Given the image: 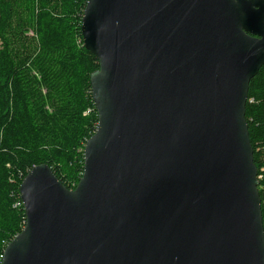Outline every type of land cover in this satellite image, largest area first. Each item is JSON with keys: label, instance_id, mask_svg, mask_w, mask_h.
<instances>
[{"label": "water", "instance_id": "95a60500", "mask_svg": "<svg viewBox=\"0 0 264 264\" xmlns=\"http://www.w3.org/2000/svg\"><path fill=\"white\" fill-rule=\"evenodd\" d=\"M81 32L99 62L83 176L29 171L1 264H264L246 119L264 0H87Z\"/></svg>", "mask_w": 264, "mask_h": 264}, {"label": "trees", "instance_id": "16d2710c", "mask_svg": "<svg viewBox=\"0 0 264 264\" xmlns=\"http://www.w3.org/2000/svg\"><path fill=\"white\" fill-rule=\"evenodd\" d=\"M86 4L0 0V264L25 227L20 185L29 171L47 164L66 187L84 173L98 126L90 77L99 69L82 37ZM246 119L264 221V66L250 83Z\"/></svg>", "mask_w": 264, "mask_h": 264}, {"label": "rangeland", "instance_id": "374dc122", "mask_svg": "<svg viewBox=\"0 0 264 264\" xmlns=\"http://www.w3.org/2000/svg\"><path fill=\"white\" fill-rule=\"evenodd\" d=\"M31 35L33 34V33H30ZM0 45H1V42H0ZM81 178L82 177H78V178H76V179H72V180H66V183L68 184V188L70 189V190H74L77 186H78V184H79V182H80V180H81ZM79 180V181H78ZM76 186V187H75ZM75 187V188H74Z\"/></svg>", "mask_w": 264, "mask_h": 264}, {"label": "built area", "instance_id": "2783aa9c", "mask_svg": "<svg viewBox=\"0 0 264 264\" xmlns=\"http://www.w3.org/2000/svg\"><path fill=\"white\" fill-rule=\"evenodd\" d=\"M86 114H88V112H86L85 115H86ZM20 203H21V205L23 206L22 201H20Z\"/></svg>", "mask_w": 264, "mask_h": 264}]
</instances>
